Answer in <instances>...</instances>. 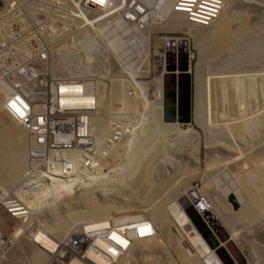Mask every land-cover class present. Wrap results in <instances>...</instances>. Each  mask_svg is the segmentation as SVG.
I'll use <instances>...</instances> for the list:
<instances>
[{
    "label": "rangeland",
    "instance_id": "rangeland-1",
    "mask_svg": "<svg viewBox=\"0 0 264 264\" xmlns=\"http://www.w3.org/2000/svg\"><path fill=\"white\" fill-rule=\"evenodd\" d=\"M92 1L95 2L93 6ZM221 1L222 9L218 17L208 27L194 26L193 29L197 32H205L208 35L204 39H197L177 28L166 27L165 22L160 19L159 13L149 17V22L145 24L142 23L141 19L137 18L143 24V26L141 24L139 26L143 28H136V21L133 22L132 20L135 16L129 20V16L126 13L131 14L132 12L129 13L128 11L132 9L142 10V5L144 9L155 6V3H152L151 0H143L142 5L136 2L135 6L129 5L132 4L131 0H119L116 7H111L118 9V25L114 19L111 21L102 19L103 15L111 18L110 14H105L111 10V8H108V0H81L82 14H86V18L74 19V29L76 31H81L80 29L86 31L87 25L88 36L95 38L98 42H106V46L108 44L110 46V53H117L118 48L112 47L111 40H107L104 37L105 35L101 32V28L103 27L105 31L111 33L110 29L116 28L117 30L119 27L120 31L117 30V34H119L118 37L121 39L120 50L128 47L127 50L120 52L122 54H120V57L122 59L124 55L128 54L127 56L131 60L130 63H132L131 66H123L126 61H120L122 63H119L120 67H118L116 88L113 83V86L107 85L108 89L102 88L98 90L95 94L97 95L96 97L92 96L95 100L93 104L95 112L93 114L97 115V122L101 125V131L104 133L103 137L99 136V138H102H100L101 141L104 140L108 133L110 136L112 128L117 130L120 137L119 141L116 142L117 146L113 154H108L109 156L114 155L115 152V156H111L113 159L111 157L110 159L112 160L109 159L114 164L109 160L106 164L98 161L99 159H106L109 157L108 155L98 159L94 155L92 156L93 162L97 165L95 173L85 171L83 176L84 171L76 173V175L69 171L71 174L68 176L64 175V181L68 184L67 187L51 195L54 191H50V189L53 190V188L38 189V183L35 179L41 171H47L49 168L52 170L53 165L62 166L61 170L63 168L65 170V165L61 158H54L50 161V157H44L39 158L41 160L37 161V163L33 162L32 159L36 158L28 156V145L24 136L19 143L23 141L25 145V163L19 169L13 167V170L17 172H14L12 167L9 169L10 173L8 171L9 177L16 182L11 185H5L0 178V264H30V257L36 252V254L46 253L39 263L45 264L49 261L48 255L51 254L53 256L58 253L64 241L67 242L74 236L85 235L90 237L103 235L104 238L102 239L94 237V242L90 246L94 253L103 258L108 259V255H111V252L120 256L123 253L122 257L123 255L125 256V253L130 252L129 262L126 264H191L192 260L195 259V253L193 251L189 252V248L197 247L200 250L202 246L194 239V235L188 236V231L185 228L187 222L183 221V215L177 209L175 210L176 204L179 209L181 208L178 200L183 196H187L189 193L187 190L190 188V190L193 188L198 191L203 199L205 198L211 211L216 216L221 211L220 216L223 215V218H225L227 215L226 218L228 220L230 218L228 223L231 222L230 224H233L232 226L237 229L240 236L235 240V244L245 257L247 264H264V197L260 193L261 185L264 187V174L263 176L260 174L264 172L256 173L257 175L254 173L255 179L258 178V184L256 183L258 186H255V184L253 186V178H250V176L252 177V169H255V166L259 167L262 163L264 164V0ZM4 4H12V0H6ZM76 9H80V2L67 0L64 3L66 15H73ZM239 16H242L243 20ZM87 20H93V22L87 23ZM219 24H221L222 28L218 27L216 30L215 28ZM242 24L245 29L238 37H234L233 32ZM96 25H99V27ZM224 27L230 28L231 32L227 43H222L221 41L223 38L222 31L225 30ZM134 28L139 29V32L141 30V32L135 31ZM146 34L148 37L146 44L144 43L143 45L142 35ZM124 36H127V38ZM168 37L184 38L188 41L186 56L187 59L188 56H192L191 62H187L190 64L189 77L191 87L192 89L194 88L192 90L193 112L191 122L193 121L192 119H196L197 123H195L188 135H185L184 138L182 137L183 139L176 136L166 137L160 142L161 146L159 149L153 151L152 157L146 155L147 159H145L150 161V164L145 173L148 179L150 178L151 183L153 182L155 186H158L155 190L156 193L143 195L145 197L142 199V197L140 198L142 196L141 189H139L140 191L133 189L131 194L134 196L132 195L131 197L127 188L124 191L121 188L122 192L117 191V193L127 194L129 192L128 195L132 198L130 200L129 196H127L128 198L125 200L130 201L121 208L117 209L114 206L113 209L92 212L87 214L83 220L77 219V222L63 220V214L65 212L72 213L75 211L72 210L75 207H78L75 209L80 208L79 211H86L85 209L89 205L81 200L86 194L88 196L90 193L92 200L102 206L110 205L107 204L109 198L112 199L113 205H115L114 201L124 198L121 194L119 195L123 198L120 197L118 199L119 196L115 197L117 196L116 190L110 186H105L100 178L102 176L110 177L111 175L117 179L122 178L121 180L127 181L126 179L136 167L134 162L138 160V156L146 153V150L153 144V139L149 138L154 136V130L158 131L157 117L160 106L158 82L163 72V68L156 63L155 53L166 55L164 42ZM126 40L133 43L132 47L126 43ZM135 43H140V46H138L140 48L135 49L133 47ZM258 47L259 49L257 50ZM129 49L133 51H129ZM138 50H141V52ZM247 51L248 53H246ZM235 58L240 59L236 61ZM115 59L116 54H108L109 64L117 66L118 62H115ZM7 61L10 60L5 56L2 62ZM180 64L181 62L179 66ZM0 69H2L1 64ZM125 71H128L126 72V77L124 76ZM114 92H119V95H115V99L110 98V95L114 96ZM0 95V132H5L4 124L1 122L2 118L7 119H4L3 122L16 121L15 118L9 116L10 108L8 106H14V103L9 99L7 106V100H4V103L1 102L3 94ZM160 99H162L163 104V85ZM15 126L18 129L17 133H20V130L25 128L19 123ZM186 128H188L187 125H181V129ZM26 133L27 129L25 128ZM110 138L112 139V137ZM143 138H146L145 144ZM19 143L15 148L18 147ZM95 143L97 147H100L101 142L97 141ZM113 143L115 142L112 141ZM107 146L111 148V144ZM73 153L71 151L69 155H73ZM73 158L72 163L76 164L75 167L77 163L82 162L77 155H74ZM145 159L144 161H146ZM140 160H142L141 157ZM28 162L31 165L29 163L28 166ZM32 165L33 167L36 166L35 171L31 170L30 167ZM69 168L70 166H67V170ZM259 168L264 171V166ZM78 169H80V166ZM12 172L14 173L12 174ZM260 176L262 178H259ZM22 180L31 181L25 182L21 187H18V183L23 182ZM250 180L251 183H249ZM80 184L84 185L85 188L82 185L79 187ZM85 184L88 185L86 186ZM73 191L77 193L73 194ZM19 192L22 196L21 194L19 195ZM114 192L115 196H111ZM229 197L235 200L237 207L234 208L233 203L229 201ZM25 201H29V207L32 206L34 208H25V211L30 212L31 217H33H30L29 220L22 219L20 216L13 217L9 213V208H5L8 203H11V206L21 205L24 208L27 205ZM82 202L83 204H81ZM163 202V205L167 208V218L172 221L168 225L171 234L169 233L168 238L165 236L167 242L158 234H153L152 231L153 235L145 237L146 239H142L139 244H135L132 239L126 245L128 237L122 238L114 231L113 219L133 215L131 217L133 219L137 217V219H142V221L150 220L144 214H141L146 209H151L156 204ZM251 202L254 203L255 212L252 216H242L240 210ZM180 210L184 213L182 208ZM222 210H225V212H222ZM137 214H140V216ZM144 216L146 219L143 218ZM130 220L132 219L128 217L122 221L126 223ZM61 221L65 225L64 228L61 226ZM179 221H182V223H179ZM55 224H59L58 226L64 232V235L60 238V241L54 242L55 247L53 250H47V246L43 245L44 240H48L47 233L44 231H46L47 226L51 228ZM17 230L19 235H16ZM176 242L184 252L175 249L177 247ZM36 246L38 249L35 248ZM107 259H103L104 264H109ZM89 262L93 264L91 261ZM116 262L117 260L115 259L111 261V264H116ZM204 262L205 264H216L214 260L209 259H205ZM54 264H68V261L65 258H57L54 259Z\"/></svg>",
    "mask_w": 264,
    "mask_h": 264
},
{
    "label": "built area",
    "instance_id": "built-area-1",
    "mask_svg": "<svg viewBox=\"0 0 264 264\" xmlns=\"http://www.w3.org/2000/svg\"><path fill=\"white\" fill-rule=\"evenodd\" d=\"M65 2L67 0H12V4H4V0H0V64L2 65V69H0V87L8 92L5 99L7 101L11 99L10 101L15 104L9 107L7 103L10 108L9 116L20 122L28 130L27 134L30 140L33 138L35 142L30 148L28 156L32 158L51 156L61 158L64 152L63 149L78 148L79 152L83 151L86 157L81 162L84 176L85 171L95 173L97 167L93 162L92 156L96 154L93 148H99L97 158L105 157L113 153V151L106 150V141L113 139H109L108 133L101 142L100 147H97V145L93 147L91 137H87L91 143L90 145H80L77 139L78 133L81 130L86 131L87 128H90L91 119L86 123L83 117L81 120L78 119L79 113L88 117L94 109H85L82 113V110L77 112L80 109L79 107L62 109L59 106L57 107L59 96L57 87L63 82L67 84L79 82L83 84V94L96 96L98 90L102 89L99 85L106 80L104 76L109 78V86L114 83V78L113 80L110 79L113 74L112 65H108V54L115 53H110V46L107 50L104 49L106 48L104 46L105 42H98L95 38L88 36L87 25L86 31H76L74 29V19L86 18V14H82L81 0L75 1L80 2V9H76L73 15L65 14ZM117 2V0H113L108 8L114 7ZM93 4L95 3L92 2V6ZM221 7V0H190V6L181 10L188 15L191 22L207 26L217 18ZM6 9L9 12L16 11V13L1 14ZM107 14L114 15V20H118V9L114 11V8H111ZM87 22H93V20H87ZM15 33L17 35H14ZM5 56L10 61L2 62ZM61 58L67 60L69 67L72 69L71 73L59 74L56 69H54L55 72L54 70L51 71V65L54 66L55 62ZM101 62L105 64H101ZM0 94H3V98L5 97L2 89H0ZM35 108H40L44 115L41 116L42 121L38 119L37 125L32 127L34 121L31 114ZM15 109L18 113H14ZM21 109L26 115L20 114ZM36 115L38 116V113ZM51 124H53V127H49ZM69 132L72 133V136H67ZM116 146L115 142L114 149ZM63 164L65 170H61V166L54 165L52 169L56 168L57 171L62 172L61 175L65 173L68 176L70 172H66L67 166L72 167V165L66 161H63ZM10 206L11 203H8L5 208H9L11 216H18L14 215V211H11ZM23 214L25 215L23 216ZM23 214L20 216L22 219H30V212ZM140 221L142 219H132L126 223H114V226L116 231H119L126 226L132 228L139 223L147 222V220ZM133 231L134 229L130 231L131 236L127 235L126 245L132 239H135ZM135 231L138 236L143 235L141 234L143 231H140L138 226ZM147 234L151 235V230ZM94 237L104 238L103 235L93 237L85 235L74 236L67 242L64 241L58 253L53 256L48 255L49 261L47 264H54V259L57 258H65L68 264H88L86 260L90 261V259L86 257V253L90 254V246H92ZM122 254L121 256L117 255L115 259H120Z\"/></svg>",
    "mask_w": 264,
    "mask_h": 264
},
{
    "label": "bare ground",
    "instance_id": "bare-ground-1",
    "mask_svg": "<svg viewBox=\"0 0 264 264\" xmlns=\"http://www.w3.org/2000/svg\"><path fill=\"white\" fill-rule=\"evenodd\" d=\"M4 1H6V0H4ZM73 2H75V1H77V0H72ZM118 2L116 3V5L114 6V7H116L117 6V4L119 3V0H117ZM92 2H94V1H92ZM131 2H132V4H129V5H132V6H135L136 5V2H139L141 5H142V2H143V0H131ZM151 2L152 3H155V6H153V7H150V8H143V5H142V10H135V9H132V10H129L128 12L130 13V12H132L131 14H128V13H126V15H128L129 16V20L130 19H132L131 17H133V16H135L132 20H133V22L134 21H136V28H143V27H141V26H139V24H141L142 26H143V24H145V23H147V22H149V17H151V16H153L155 13H159V17H160V19L161 20H163L164 22H165V26L166 27H169V28H177V29H179V30H181V31H183V32H186V34H189L190 36H192V37H194V38H199V39H204L205 37H206V35H207V33H200V32H197L195 29H193L194 28V26H200V27H208V25L207 26H201V25H199V24H196V23H194V22H191V20L188 18V15L186 14V13H184L183 12V10H181L182 8H188L189 6H190V0H151ZM222 2V1H221ZM95 3V2H94ZM113 3V0H108V5L109 4H112ZM149 3V2H148ZM145 6V5H144ZM16 7V6H15ZM146 7V6H145ZM111 8V7H110ZM221 9H222V7H221ZM114 11H116V8H114ZM142 12V13H141ZM16 13V11L15 12H9V10L8 9H6V10H4L1 14H4V15H6V14H15ZM109 13V12H108ZM220 13V12H219ZM105 14H107V13H105ZM121 14V13H120ZM111 15V18H109V17H102V19L104 20V21H111V20H113L114 19V15H112V14H110ZM125 15V14H124ZM142 15V16H141ZM219 15V14H218ZM98 16V15H97ZM96 16V17H97ZM139 16H141V17H139ZM156 16V15H155ZM184 16H185V19H186V21H185V19H184ZM218 17V16H217ZM226 17V16H225ZM238 17V16H237ZM242 17V16H241ZM240 16H239V18L241 19V20H243L242 18H241ZM119 18V17H118ZM137 18H139V19H141L142 20V23H140V21H138V19ZM92 19H94L93 17H92ZM126 19V18H125ZM137 19V20H136ZM117 21V25L119 24V19L118 20H116ZM128 21V20H127ZM126 21V22H127ZM187 22V23H186ZM88 23V22H87ZM128 23H129V21H128ZM154 24V23H153ZM244 24V23H243ZM239 25L237 28H236V30L233 32L234 33V37H238L240 34H241V32L245 29V26L244 25ZM121 26V25H120ZM123 27H124V25H122ZM135 26V25H134ZM98 27H99V25H98ZM222 28V26H221V24H219L218 26H216V30H217V28ZM126 28V27H125ZM124 28V29H125ZM225 28V30H223L222 31V35H223V38L221 39V41H222V43H227V41H229V34L231 33L230 32V28H226V27H224ZM139 29H135L134 28V30L135 31H137V32H139ZM81 31H82V29H80ZM111 30V33L109 32V31H105L104 29H103V27L101 28V32H103V34L105 35L104 37L108 40H111V44H112V47L113 48H115V49H117L118 48V50H117V53H115L116 54V59H117V62H118V65L117 66H114V64H109L108 63V65L109 66H111L112 65V74L113 75H111L110 76V79H112L113 80V78H114V80H113V82H114V84H115V88H116V84H117V75H118V67H120V64L119 63H122V62H120V61H126V63H125V65H123V66H131V64L132 63H130V57H128L127 55H124V57L121 59V57H120V52H123V51H125V50H127L128 49V47H126V48H123V49H121L120 50V48H121V46H120V43H121V39H120V37H118L119 36V34H117L118 32H117V30L118 31H120L119 30V27H118V29L116 30V28H112V29H110ZM127 30V29H126ZM125 30V31H126ZM129 30V29H128ZM131 30V29H130ZM85 31V30H84ZM143 31V30H142ZM148 31V30H147ZM215 31V30H214ZM213 31V32H214ZM127 32V31H126ZM130 32H132V31H130ZM140 32H141V30H140ZM139 32V33H140ZM125 32L123 31V34H124ZM128 33V32H127ZM121 34V33H120ZM221 34V33H220ZM14 35H17L16 33L14 34ZM125 35V34H124ZM143 36V37H142ZM141 37H142V43H143V45H144V43L146 42V40H147V37H148V35L146 34V35H142ZM208 36V35H207ZM217 36H219V35H217ZM103 37V36H102ZM125 37V36H124ZM6 38H8V37H6ZM125 38H127V36L125 37ZM128 38H130L129 36H128ZM104 40V39H103ZM106 40V41H107ZM124 40V39H123ZM144 40V41H143ZM141 41V40H140ZM92 43V42H91ZM126 43L127 44H130L131 45V47H132V44L133 43H130V41L129 40H126ZM187 43H188V41H186V39H184V38H166L165 39V42H164V46H165V48H166V55L164 54H160V53H158V52H156L155 53V57L157 58V61H156V63H158L162 68H163V72H162V74H161V78H160V80H159V82H158V88H159V92H160V95H159V102H160V106H159V115H158V117H157V125H158V131L156 132L155 130H154V132H155V134H154V138L152 137V138H149V139H153L152 141H153V144L146 150V153H142L141 154V156H138V160H136V162H134L135 163V165H136V167H135V169H133V171H132V173L130 174V176L128 177V179H126L127 181H125V180H121V179H117L115 176H111L110 175V177H101L100 179L103 181V184H105V186H110V187H112L113 189H115L116 190V193H117V191L118 192H122V190L124 191V190H126L125 188H127V190H129L130 191V194L132 193V190L134 189V190H139V189H141V194H142V196H140V194H139V196H140V198L142 197V199L145 197H143V195H148V194H153V193H156L155 192V190L157 189V187L158 186H155V184L152 182L151 183V181H150V178L148 179V176L146 175V171H147V167L149 166V164H150V161H147L146 159V155H148V157L150 156V157H152L151 155H152V153H153V151H155L156 149H159V147L161 146L160 144V142L161 141H163V139H165L166 137H169V136H176L177 138H184L185 137V135H188L191 131H192V129H193V126L195 125V123H197V121H196V119H192L193 121L191 122V123H189V124H187V126H188V128H186V129H181V125H179V124H177V123H174V124H167V123H164L163 121H162V113H163V104H162V99H160V97H161V95H162V85L164 84V77H165V75L167 74V72H169L170 70H175V72H174V77H175V79L179 76V74H180V68H179V70H178V67H179V63L180 62H182V63H184V64H186V73L188 74V76L190 75L189 74V63L191 62V59H192V56L190 55V56H188V59H187V56H186V51H187ZM107 44H108V42H107ZM146 44V43H145ZM253 44V43H252ZM257 45V44H256ZM104 46L106 47V48H104L105 50H107L108 49V47H109V44H108V46H106V42H105V44H104ZM138 46H140V43H135L134 45H133V47L135 48V49H138V48H140V47H138ZM256 47V46H255ZM112 48V49H113ZM248 48V47H247ZM252 49H253V45H252ZM259 49V47L257 48V50ZM256 50V49H255ZM129 51H133L132 49H129ZM134 51H136V50H134ZM139 52H141V50H138ZM243 51H245V50H243ZM242 51V52H243ZM246 53H248V51L246 52ZM140 54V53H139ZM241 54V53H240ZM122 55V54H121ZM248 55V54H247ZM143 56H144V54H143ZM142 56V57H143ZM200 56V55H199ZM244 56H245V54H244ZM105 57V56H104ZM106 58V57H105ZM115 59V60H116ZM141 60H143L142 58H140ZM240 58H235V60L236 61H238ZM234 60V59H233ZM189 63H188V62ZM198 61H199V59H198ZM197 61V63H199ZM116 62V61H115ZM56 64H54V66H52L51 65V67H50V69H51V71L52 70H54V69H56L58 72H59V74L60 73H71L72 72V69L69 67V64H68V62H67V60H65V59H63V58H61L60 60L58 59L56 62H55ZM197 63H196V65H197ZM101 64H105L104 62H101ZM115 67V68H114ZM172 67V68H171ZM128 68V67H127ZM197 68V67H196ZM103 71V70H102ZM54 72H55V70H54ZM126 72H128V71H125V77L127 76V73ZM114 74H115V77H114ZM105 78H106V80H104L100 85H99V87L100 88H103V89H106L107 88V83H108V85L110 84L109 82H108V77H106V76H104ZM118 79H119V77H118ZM119 81V80H118ZM175 82V81H174ZM195 82V81H194ZM175 87H177L176 86V84H175ZM0 89H2V92H4L5 93V97L3 98L2 97V102L4 103L5 101L4 100H7V99H5L6 98V96H7V91L6 90H4V88L3 87H0ZM82 89H83V84H81V83H79V82H77V83H74V82H72V83H65V82H63V83H60L59 84V86L57 87V91L59 92V96H58V104H57V107L59 106V108H69V107H79L78 109L79 110H77V112L78 111H80V110H82V113H84V110L85 109H89V110H91L94 106H93V104H94V102H95V100H94V98L92 97V96H90V95H86V94H83L82 92ZM108 89V88H107ZM192 90H194V88L192 89ZM57 92V93H58ZM114 94V96H112V95H110L109 97L110 98H113V99H115V95H119V92H114L113 93ZM1 96V95H0ZM97 96V95H96ZM95 96V97H96ZM163 100H164V91H163ZM13 102V101H12ZM7 103H8V101H7ZM10 103V102H9ZM14 103V102H13ZM12 103V104H13ZM11 104V105H12ZM15 105V104H14ZM18 105V104H17ZM9 107H12V106H9ZM193 93H192V95H191V101H190V108H191V113H190V119L192 118V112H193ZM94 109V108H93ZM76 112V113H77ZM93 112H95L94 110H93ZM93 112H91V114L89 113V116L87 117V115H83V114H81V113H79V116H78V119H82V117H83V120H86V123L87 122H89V119H91V121H90V128H87V130H86V128H85V130L86 131H84V130H81L78 134H79V136L77 137V139L79 140V143H80V145L82 144V145H90L91 143L89 142V139H87V137H91V141H92V145H93V147H95L97 144L95 143V142H102L101 141V139L99 138V136H102L104 133L101 131V125L97 122V115L96 114H93ZM14 113H18V111H16V109H15V111H14ZM36 113H38V116L36 115ZM20 114H22L23 116L24 115H26L25 113H24V111L21 109V113ZM93 114V115H92ZM44 115V113H42L41 112V109L40 108H35L34 110H33V113L31 114V116H32V118H33V124H32V127H34L35 125H37V122H38V119L40 120V121H42V118H41V116H43ZM45 115H46V113H45ZM83 115V116H82ZM91 115H92V117H91ZM38 117V118H37ZM194 118V117H193ZM56 120V119H55ZM50 123H52V121H50ZM49 127H53V124H51V126H49ZM122 131V130H121ZM123 131H124V129H123ZM84 132H86V134H84ZM89 132V133H88ZM27 133H28V130H27ZM25 134V137H26V142H27V145H28V153H29V150H30V148L35 144V142H34V140H33V138L30 140V137L28 136V134ZM121 133V132H120ZM147 134V133H146ZM67 136H72V133L71 132H69V135H67ZM104 136V135H103ZM102 136V137H103ZM84 137H86V138H84ZM110 137H112V139L113 140H107L106 141V150L107 151H114V147H113V144H112V141H114V142H118L119 141V139H120V137H119V134H118V132H117V130L116 129H113L112 128V132H111V134H110V136H109V139H111ZM60 138V137H59ZM182 138V139H183ZM61 139V138H60ZM115 139H117V140H115ZM144 140V144H145V142H146V138H143ZM108 144H111V148L109 149L108 148ZM242 149V148H241ZM93 150H94V152L97 154V152H98V150H99V148H93ZM104 150H105V148H104ZM63 153H62V156H61V161L63 162V161H66V162H68V163H70L71 165H72V167H70L66 172H71L73 175H76V173H79V172H82V171H84V169L82 168V166H81V163H77V166L75 167V163L73 162L72 163V160L74 159L73 157H74V155H77L78 156V159L80 160V161H84L83 159H85L86 157H85V155H84V152L83 151H81V152H79V150H78V148H74V149H67V148H65V149H63ZM74 152L73 153V155H69V153L70 152ZM96 154H95V156H96ZM113 154V153H112ZM154 154V153H153ZM138 155V154H137ZM107 156V155H106ZM109 156V155H108ZM111 156H115V152H114V155H110L109 157H107L106 159H102V160H98V161H100V163H104L105 162V164H106V162H108V160L110 159V157ZM24 157H25V145H24V142L22 141L21 143H19V145H18V147L17 148H14L4 159H3V161L0 163V178H1V182L3 183V184H5V185H11V184H14V182H16V181H14L12 178H10L9 177V175L10 174H8V171H9V169H10V167H12V170L16 167V169H19V167H21V166H23L24 165ZM116 157H117V154H116ZM140 157H141V159L142 160H140L139 161V159H140ZM29 158V157H28ZM112 158V157H111ZM146 158V159H145ZM54 159V156H51L50 157V161L51 160H53ZM98 159V158H97ZM113 159V158H112ZM112 159H110V160H112ZM144 159L146 160V161H144ZM39 160H41V159H39V158H36V159H33V162H36L37 163V161H39ZM109 160V161H110ZM151 160V159H150ZM28 161H29V159H28ZM110 162H112L113 163V161H110ZM110 162H109V164H110ZM255 162V161H254ZM260 162H261V160H260ZM27 163V162H26ZM29 163L30 162H28V166H29ZM197 163V162H196ZM33 164V163H32ZM114 164V163H113ZM30 165H31V163H30ZM63 165V164H62ZM176 165V164H175ZM79 166H80V169H78L79 168ZM261 166H264V164L262 163L259 167H261ZM14 167V168H13ZM25 167H27L26 166V164H25ZM258 166H255V169H252V177L250 176V178H253V182L254 183H252L253 184V186H254V184H255V186H258L257 184H258V178L257 179H255V177H254V173L256 174V173H259L260 174V172H264L263 171V169H260ZM6 168H7V170H6ZM31 168V170L33 171L35 168H36V166L35 167H33V165L30 167ZM61 168H62V166H61ZM129 168H131V167H129ZM27 169H28V167H27ZM27 169H26V171H27ZM73 169V171H71ZM63 170H64V168H63ZM14 171V170H13ZM16 171V170H15ZM14 171V172H15ZM25 171V170H24ZM25 171V172H26ZM35 171V170H34ZM14 172H12V174L14 173ZM17 172V171H16ZM31 172V171H30ZM9 173H10V171H9ZM61 173L62 172H59V170L57 171V169L55 168V169H50L49 168V170H47V171H41V173L39 174V176L35 179V180H37V188L38 189H41V190H43L44 188H48V187H50V188H53V190H51L50 189V191H54V193H51V195H54L57 191H62V189H64V188H66L67 187V183H65V181H64V175H65V173H63L62 175H61ZM70 173V174H71ZM11 174V175H12ZM25 174V173H24ZM33 174V173H32ZM263 174L264 173H262V174H260V175H262L263 176ZM23 175V174H22ZM257 175V174H256ZM262 176H260L259 178H262ZM27 178V177H26ZM99 178V177H98ZM248 179V178H247ZM19 180H21V179H19ZM23 181V180H22ZM29 181H31V180H26V181H23V182H21V183H18V187L20 186L21 187V185L23 184V183H25V182H29ZM33 181V180H32ZM249 183H251V180H250V182ZM257 183V184H256ZM27 184V183H26ZM154 184V185H153ZM263 184V183H262ZM2 185V184H1ZM81 185L82 184H80V186L79 187H81ZM86 185V184H85ZM88 185V184H87ZM86 185V186H87ZM83 187H84V185H82ZM92 186V185H91ZM14 187V186H13ZM82 187V188H83ZM15 188V187H14ZM17 188V187H16ZM85 188V187H84ZM104 188V187H103ZM111 188V189H112ZM118 188V189H117ZM122 188V190H120ZM79 189V188H78ZM99 189V188H98ZM191 189V188H190ZM187 190V192H191L192 190H194L193 188H192V190ZM259 189V188H258ZM257 189V190H258ZM77 190V189H76ZM76 190H74V191H76ZM84 190V189H83ZM87 190V189H86ZM120 190V191H119ZM71 191V190H70ZM73 191V192H74ZM18 192V191H17ZM72 192V193H73ZM87 192V191H86ZM85 192V193H86ZM139 192V193H140ZM198 192V191H197ZM77 192H74L73 194H76ZM134 193V192H133ZM135 193L136 194H138L136 191H135ZM199 193V192H198ZM260 193H261V195L264 197V187H263V185H261V191H260ZM21 193L19 192V195H20ZM81 194V193H80ZM79 194V195H80ZM90 194V193H89ZM88 194V196H87V194H86V196L84 197V198H81V200L82 201H84L87 205H89V207H87V209H85L86 211H79V209H75V208H78V207H73L74 209H72V210H75V211H73L72 213H68V212H65L64 214H63V220H73V222H77V219H85L86 218V215L87 214H90V213H92V212H102V210H105V209H113L114 208V206H116V208L117 209H119V208H121L123 205H126V203L128 202V201H130L132 198V195L133 194H131L130 196L128 195L129 194V192H127V194L126 193H117L116 195L117 196H115V192L111 195V196H115V197H118V199H120V197H121V195L124 197H121V198H123L122 200H119V201H114L115 202V205H113L112 203H113V201H112V199H110L109 198V202H107V204H110V205H107V206H102L101 204H99V203H97L95 200H92V198L90 197V195ZM119 194H121V195H119ZM135 194V195H136ZM15 195V194H14ZM67 195H68V193H67ZM160 195H161V193H160ZM184 195H185V193H184ZM6 196V195H5ZM21 196H22V194H21ZM74 196V195H73ZM127 196H129V198H130V200H125V199H127L128 197ZM134 196V195H133ZM138 196V195H137ZM262 196H261V198H262ZM42 197V196H41ZM54 198H56L55 196H54ZM114 198V197H113ZM201 198H203L202 197V195H201ZM240 198V197H239ZM25 199V198H24ZM52 199V198H51ZM117 199V200H118ZM244 199V198H243ZM115 200V199H114ZM204 201H205V198L203 199ZM255 200V199H254ZM54 201H55V199H54ZM239 201V200H238ZM246 201V200H245ZM18 202V201H17ZM55 202H57L58 203V201H55ZM118 202V203H117ZM175 202V201H174ZM261 202V201H260ZM25 203L27 204L24 208H22L21 207V205H12V206H10L11 207V211H14V215H18V216H21V214H23V213H29L28 211H25V208L26 209H34L32 206L31 207H29V201H25ZM157 203H158V201H157ZM205 203L207 204V206L209 207V210H210V212L212 213V215L213 216H215V218L220 222V224L222 225V227L228 232V234H229V237H230V240L231 241H233L234 243H236L235 242V240H237V237H240L239 235H238V232H237V229H235L234 228V226H232L233 224H230V223H228V221H230V218H229V220L226 218L227 217V215L226 214H224V215H226L225 216V218H223L224 216L222 215V216H220L219 214L221 213V211H220V213L218 214V212H219V207H218V212L216 211V213L218 214V216H216L212 211H211V208H210V206L208 205V203L205 201ZM81 204H83V202L81 203ZM164 204V202L163 203H160V204H156L153 208H151V209H146L141 215H145L146 217H148L150 220H147V222L146 221H144V222H142V223H139L137 226H138V228L140 229V231H143V233L141 232V234H143L142 236H138L137 235V232L135 231V228H137V226H134V227H132L131 228V226H126L125 228H122V229H120L119 231H116V229L114 228V231L116 232V234H118L120 237H122V238H124V237H126L127 235H130V231L132 230V229H134V231H133V237L135 238V239H133V242L135 243V244H139L140 242H141V240L142 239H144L145 237H147V236H149L150 234H147V232H150V230H151V232L153 233V234H158L160 237H162V238H164V241L166 240L165 239V236H167L166 238H168L169 237V233H170V229H169V223H172V221H170L168 218H167V215H166V211H167V208H165V206L163 205ZM211 204H212V202H211ZM240 204V203H239ZM254 203L253 202H251V203H249L246 207H244L242 210H240V214L242 215V216H247L248 217V215H251L252 216V214L255 212V206L253 205ZM101 205V206H100ZM77 206V205H76ZM176 207H175V210L177 209L183 216V221H186L187 223L185 224L186 225V229H187V231H188V236H190V235H194V239H196L198 242H199V244H200V246H202V249H200V250H198L197 249V247H192V248H189V252H192L193 251V253H195V259H193L192 261L193 262H195L196 264H205V262H204V260L206 259H209V260H214L215 261V263L216 264H221L220 262H219V260H218V258L216 257V255H215V251L214 250H212L209 246H208V244H207V242L204 240V239H202L201 237L202 236H200L199 235V233L197 232V229L195 228V226L193 225V223L188 219V218H186V216H185V214L179 209V207L177 206V204L175 205ZM242 206V205H241ZM28 207V208H27ZM221 208V207H220ZM52 210V209H51ZM217 210V209H216ZM113 212V211H112ZM222 212H225V210H222ZM168 213V212H167ZM179 213V214H180ZM25 214H23V216H24ZM73 215V216H72ZM138 216H140V214H137ZM136 215V216H137ZM239 215V214H238ZM133 216V215H132ZM132 216H125V217H118V218H115V219H113V223H118V222H121L122 220H124V218H128L129 217V219H133V218H131ZM143 217V218H145L146 219V217ZM135 217V216H134ZM228 217H230V216H228ZM235 217V216H234ZM31 218H33V217H31ZM35 218V217H34ZM74 219H76V220H74ZM98 219V218H97ZM134 219H137V217L136 218H134ZM227 219V220H226ZM29 220V219H28ZM126 220H128V219H126ZM189 220V221H188ZM149 221V222H148ZM232 221H234L233 219H232ZM123 222V221H122ZM141 222V221H140ZM51 223V222H50ZM49 223V224H50ZM54 223V222H53ZM53 223H52V225H53ZM61 223H62V221H61ZM97 223V222H96ZM104 223V222H103ZM102 223V224H103ZM175 223V222H174ZM179 223H182V221H179ZM67 224V223H66ZM92 224V223H91ZM26 225V224H25ZM59 224H55L54 226H52L51 228L50 227H48L47 225V229H46V231H44L45 233H47L46 235H47V237H48V240H44V244L43 245H46L47 246V250H53L54 249V247H55V245H54V242L56 243V241H60L61 239L60 238H62V236L64 235V232H62V230H60V227L58 226ZM72 225V224H71ZM99 225V224H98ZM159 225V226H158ZM24 226V225H23ZM61 226H63V228L65 227V225L62 223L61 224ZM172 226V225H171ZM100 227V226H99ZM105 227V226H104ZM62 228V229H63ZM22 229H23V227H22ZM21 229V230H22ZM88 229V228H87ZM38 230V229H37ZM101 230V229H100ZM103 230V229H102ZM107 230V229H106ZM18 231V230H17ZM239 231V230H238ZM36 232V231H35ZM21 233H22V231H21ZM182 233H184V232H182ZM152 234V235H153ZM171 234V233H170ZM16 235H19V231L18 232H16ZM183 235V234H182ZM131 236V235H130ZM164 236V237H163ZM128 237V236H127ZM126 237V238H127ZM150 237V236H149ZM19 238V237H18ZM50 238V239H49ZM110 238V237H109ZM38 239V238H37ZM59 239V240H58ZM121 239V238H120ZM146 239V238H145ZM171 239L173 240V237H172V235H171ZM194 239H192V240H194ZM33 240V239H32ZM43 240V239H42ZM169 240V239H168ZM84 241V240H83ZM100 241V240H99ZM98 241V242H99ZM205 241V242H204ZM53 242V243H52ZM94 242V241H93ZM166 242H167V240H166ZM165 242V243H166ZM170 242V241H169ZM173 242V241H172ZM171 242V243H172ZM46 243V244H45ZM33 244V243H32ZM174 244V243H173ZM176 244H177V242H176ZM99 245V244H98ZM175 245V244H174ZM32 246V245H31ZM34 246V245H33ZM177 247L175 248L176 250H179V251H181L182 250V248H181V246H179L178 244L176 245ZM190 247V246H189ZM36 249H38L37 248V246L35 247ZM40 248V247H39ZM8 249V248H7ZM33 249V248H32ZM197 249V250H196ZM40 250V249H39ZM38 250V251H39ZM32 251V250H31ZM90 254H87L86 253V257L88 258V259H90V261L93 263V264H104L103 263V259H107V258H103V257H101V256H99L98 254H96V253H94L91 249H90ZM166 251V250H165ZM183 251V250H182ZM33 252V251H32ZM40 252V251H39ZM184 252V251H183ZM37 253V252H36ZM36 253H34V254H32L31 255V257H30V264H39L40 262H41V260L45 257V255H46V253H43V254H36ZM130 253V252H129ZM129 253L127 252V253H125V256H127V258H125L124 259V255H123V257L120 259V260H118V259H116L117 260V262H116V264H126L127 262H129V257H130V255H129ZM179 253V252H178ZM182 253V252H181ZM55 254V253H54ZM113 253L111 252V255H108V263H109V261H114L115 259H112V258H114V256H115V258L117 257V255L116 254H113ZM180 254V253H179ZM190 254V253H189ZM189 254H188V256H189ZM181 255V254H180ZM179 256V255H178ZM186 256V255H185ZM190 256H192V255H190ZM194 256V255H193ZM203 256V257H202ZM202 257V258H201ZM183 258V257H182ZM193 258V257H192ZM112 259V260H111ZM142 259V258H141ZM190 260V259H189ZM88 262V264H90V262H89V260H87ZM142 261V260H141ZM151 262V261H150ZM154 262V261H153ZM191 263V264H195V263ZM48 263V262H47ZM47 263H45V264H47ZM109 264H111V262L109 263Z\"/></svg>",
    "mask_w": 264,
    "mask_h": 264
},
{
    "label": "water",
    "instance_id": "water-1",
    "mask_svg": "<svg viewBox=\"0 0 264 264\" xmlns=\"http://www.w3.org/2000/svg\"><path fill=\"white\" fill-rule=\"evenodd\" d=\"M179 68L181 69L180 74L176 79L174 70L167 72L164 77L162 121L167 124L177 123L183 126L191 121L192 87L190 77L185 72L186 64L181 62ZM229 201L233 203L234 208L237 207V203L232 197H229ZM178 204L208 246L215 251L221 264H247L237 245L230 240L228 232L212 215L209 207L196 190L181 197Z\"/></svg>",
    "mask_w": 264,
    "mask_h": 264
},
{
    "label": "crops",
    "instance_id": "crops-1",
    "mask_svg": "<svg viewBox=\"0 0 264 264\" xmlns=\"http://www.w3.org/2000/svg\"><path fill=\"white\" fill-rule=\"evenodd\" d=\"M2 119L4 120L5 118ZM3 120L1 122L4 124L3 128L5 132L3 131L0 132V163L25 136V128H22L20 130V133L16 132L18 129L16 128L15 125H17L18 123L21 124L20 122L16 123V121L11 120V121H7L8 122L7 123V122H3Z\"/></svg>",
    "mask_w": 264,
    "mask_h": 264
},
{
    "label": "clouds",
    "instance_id": "clouds-1",
    "mask_svg": "<svg viewBox=\"0 0 264 264\" xmlns=\"http://www.w3.org/2000/svg\"><path fill=\"white\" fill-rule=\"evenodd\" d=\"M210 25V24H209ZM174 72H175V70H174Z\"/></svg>",
    "mask_w": 264,
    "mask_h": 264
}]
</instances>
